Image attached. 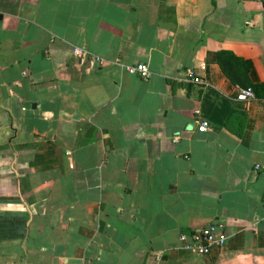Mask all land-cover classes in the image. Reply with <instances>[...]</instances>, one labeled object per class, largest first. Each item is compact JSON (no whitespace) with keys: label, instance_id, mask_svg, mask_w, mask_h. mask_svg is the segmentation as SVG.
I'll list each match as a JSON object with an SVG mask.
<instances>
[{"label":"crops","instance_id":"1","mask_svg":"<svg viewBox=\"0 0 264 264\" xmlns=\"http://www.w3.org/2000/svg\"><path fill=\"white\" fill-rule=\"evenodd\" d=\"M222 49L264 81V0H0V264H264V99Z\"/></svg>","mask_w":264,"mask_h":264},{"label":"built area","instance_id":"2","mask_svg":"<svg viewBox=\"0 0 264 264\" xmlns=\"http://www.w3.org/2000/svg\"><path fill=\"white\" fill-rule=\"evenodd\" d=\"M75 54L80 57L88 55L87 51L76 47L74 50ZM96 60L102 62L99 57H94ZM126 70L131 74H139L144 78H148L151 75L149 67L142 62L130 64L125 66ZM189 76L196 82H204V80L195 74L193 69L189 70ZM254 96V91L251 88H242L238 95L240 99H247ZM200 131H206L210 129V122L207 119H202L198 124ZM181 239L185 242L184 246L187 249L194 251L199 255H208L214 249L222 248L227 240V234L224 233L220 225L212 223L202 228L193 229L190 232L183 233Z\"/></svg>","mask_w":264,"mask_h":264},{"label":"trees","instance_id":"3","mask_svg":"<svg viewBox=\"0 0 264 264\" xmlns=\"http://www.w3.org/2000/svg\"><path fill=\"white\" fill-rule=\"evenodd\" d=\"M218 63L234 84L244 88H251L256 97L264 99V81L255 83L250 78L251 59L236 55L231 50L222 49L218 52Z\"/></svg>","mask_w":264,"mask_h":264}]
</instances>
